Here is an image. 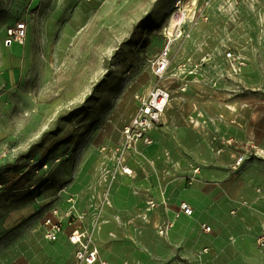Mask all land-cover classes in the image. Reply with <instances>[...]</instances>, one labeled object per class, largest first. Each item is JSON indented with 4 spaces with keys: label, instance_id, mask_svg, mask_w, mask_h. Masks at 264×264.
<instances>
[{
    "label": "rangeland",
    "instance_id": "obj_1",
    "mask_svg": "<svg viewBox=\"0 0 264 264\" xmlns=\"http://www.w3.org/2000/svg\"><path fill=\"white\" fill-rule=\"evenodd\" d=\"M51 1L32 3L38 15L45 8L41 19L50 34V45L41 47V78L31 94L14 101L0 135L2 246L19 233L42 230L53 206L72 197L76 203L87 201L82 206L90 226L96 224L95 235L101 231L109 221L107 209L113 208L114 184L120 175L134 174L112 179L115 162L107 150L120 142L137 108L136 94H147L158 84L168 88L174 114L192 128L202 127L195 112L199 103L241 106L245 98L250 117L264 121V0ZM177 11L191 18L181 36L171 26ZM167 44L170 65L159 79L155 65ZM43 137L34 158L10 165ZM101 138L109 142L101 144ZM225 140L218 142V151L234 146ZM244 152L264 156L256 143ZM196 173L194 167L185 176L187 186L199 179L209 182ZM18 181L21 187L13 188ZM159 206L149 197L138 215L147 219ZM116 220L121 222L119 215ZM162 229L165 233L163 226L157 232L163 234Z\"/></svg>",
    "mask_w": 264,
    "mask_h": 264
},
{
    "label": "crops",
    "instance_id": "obj_2",
    "mask_svg": "<svg viewBox=\"0 0 264 264\" xmlns=\"http://www.w3.org/2000/svg\"><path fill=\"white\" fill-rule=\"evenodd\" d=\"M34 1L0 0V135L14 101L31 94L41 78V47L50 45L41 19L45 8L38 15L32 10ZM19 21L26 23L25 41L7 44L8 29ZM247 101L242 99L241 106L199 103L195 112L201 128H192L168 104L161 122L150 130L153 143L129 153L128 165L136 177L120 175L114 184L113 208L105 216L109 221L95 235L102 259L109 264H264V247L258 243L264 235V156L244 152L251 143L264 149V121L250 117ZM220 139L234 146L218 151ZM242 154L244 161L234 169ZM194 167L199 169L195 176L207 177L208 183L199 179L187 186L185 176ZM149 197L160 206L144 219L138 212ZM84 201L76 203L79 211L85 210ZM182 202L192 206V215L181 211ZM68 206L65 201L59 208ZM85 223L91 227L89 217ZM203 224L212 230L206 232ZM158 226L166 232L159 234ZM41 227L0 244V264H77L76 246L68 238L73 226L66 223L55 241L45 237L43 221Z\"/></svg>",
    "mask_w": 264,
    "mask_h": 264
},
{
    "label": "built area",
    "instance_id": "obj_3",
    "mask_svg": "<svg viewBox=\"0 0 264 264\" xmlns=\"http://www.w3.org/2000/svg\"><path fill=\"white\" fill-rule=\"evenodd\" d=\"M190 16L185 15V19L176 25L178 34L181 36L184 29L190 24ZM26 23L24 21L17 22L14 26L8 29L7 44L12 42L23 43L26 38ZM170 39V38H169ZM171 40V39H170ZM170 42V41H169ZM168 42V43H169ZM229 56L231 53L228 54ZM170 65V47L167 44L163 48L159 59L155 65V75L162 79ZM138 107L135 114L122 128L121 142L107 150L114 158V168L111 170V177L114 179L117 174H131L132 169L126 164V156L132 150H136L141 144L149 145L153 143V138L150 135V130L156 127L162 119L166 108L171 100V93L168 88L157 85L153 87L147 94H137ZM106 150V147H103ZM245 155H240L233 168L238 169L244 161ZM104 202L109 203V197L104 195ZM69 206L66 210L61 211L59 207H53L50 214L43 220L44 235L47 239L55 241L64 231L65 224L72 225L73 229L69 233V241L76 246V261L77 264H109L106 260L100 257V252L95 244V228L86 225L85 220L88 217V212L79 211L76 207L74 198L68 199ZM180 209L187 215L193 214V208L187 202L180 204ZM203 229L206 232L212 230L211 226L203 224ZM164 233V230H161ZM260 246L264 247V235L258 238Z\"/></svg>",
    "mask_w": 264,
    "mask_h": 264
},
{
    "label": "trees",
    "instance_id": "obj_4",
    "mask_svg": "<svg viewBox=\"0 0 264 264\" xmlns=\"http://www.w3.org/2000/svg\"><path fill=\"white\" fill-rule=\"evenodd\" d=\"M43 140H44V137L39 142L34 144L27 152L19 154L18 157L15 159V161L12 164H10V165L11 166L18 165L22 158H29V157L34 158V156L37 153V148L36 147H38L43 142ZM19 181H21V180H19ZM19 181L15 183L13 188L17 189V188L21 187V184H19Z\"/></svg>",
    "mask_w": 264,
    "mask_h": 264
},
{
    "label": "bare ground",
    "instance_id": "obj_5",
    "mask_svg": "<svg viewBox=\"0 0 264 264\" xmlns=\"http://www.w3.org/2000/svg\"><path fill=\"white\" fill-rule=\"evenodd\" d=\"M185 19V14H181L180 11H177L172 15L171 26H176L178 23L182 22Z\"/></svg>",
    "mask_w": 264,
    "mask_h": 264
}]
</instances>
